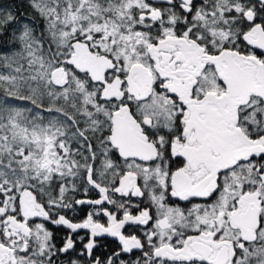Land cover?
I'll list each match as a JSON object with an SVG mask.
<instances>
[{
  "label": "snow or ice",
  "instance_id": "obj_1",
  "mask_svg": "<svg viewBox=\"0 0 264 264\" xmlns=\"http://www.w3.org/2000/svg\"><path fill=\"white\" fill-rule=\"evenodd\" d=\"M28 5L0 7V264H264V0Z\"/></svg>",
  "mask_w": 264,
  "mask_h": 264
},
{
  "label": "trees",
  "instance_id": "obj_2",
  "mask_svg": "<svg viewBox=\"0 0 264 264\" xmlns=\"http://www.w3.org/2000/svg\"><path fill=\"white\" fill-rule=\"evenodd\" d=\"M2 7V6H0ZM5 8H11L15 14H17L22 21H28L34 13L32 9L28 5V0H21L19 3H8L7 5L3 6Z\"/></svg>",
  "mask_w": 264,
  "mask_h": 264
},
{
  "label": "flooded vegetation",
  "instance_id": "obj_3",
  "mask_svg": "<svg viewBox=\"0 0 264 264\" xmlns=\"http://www.w3.org/2000/svg\"><path fill=\"white\" fill-rule=\"evenodd\" d=\"M21 0H0V6H5L7 5L8 3H14V4H17L19 3ZM57 236L58 238H62L63 236V233L62 232H58L57 233ZM59 242V240L57 241ZM100 243L102 245H104L103 248H98L97 249V255L100 254V252H107L108 249L112 248V247H115V242L113 241L112 238H106V239H101Z\"/></svg>",
  "mask_w": 264,
  "mask_h": 264
}]
</instances>
